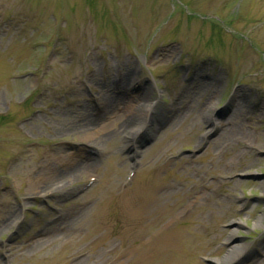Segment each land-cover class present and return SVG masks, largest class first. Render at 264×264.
I'll use <instances>...</instances> for the list:
<instances>
[{
    "label": "rangeland",
    "instance_id": "rangeland-1",
    "mask_svg": "<svg viewBox=\"0 0 264 264\" xmlns=\"http://www.w3.org/2000/svg\"><path fill=\"white\" fill-rule=\"evenodd\" d=\"M147 100L181 112L149 130ZM232 250L264 264V0H0V264Z\"/></svg>",
    "mask_w": 264,
    "mask_h": 264
},
{
    "label": "bare ground",
    "instance_id": "bare-ground-1",
    "mask_svg": "<svg viewBox=\"0 0 264 264\" xmlns=\"http://www.w3.org/2000/svg\"><path fill=\"white\" fill-rule=\"evenodd\" d=\"M118 82H121L120 83V89L121 88L124 89V88H127V87L129 88V86H130L129 82H131V81L129 79L125 78L122 81L118 80ZM147 94H148V92L145 91V98H148ZM173 108H175V107H173ZM235 108L236 109L234 110L231 119L237 117L242 112L240 107H235ZM156 109L158 110V112L156 111ZM145 110H146V113H145L146 122L145 123L146 124L149 123V125L151 127L149 130H153L152 127H155L153 124H150V123L152 121L156 120L157 117H164V118H168L169 119L170 117H172V115H176V114H179L181 112V109L177 108V109L172 110V112L168 115L167 114L168 112L165 111V109H160V107L157 106V105L149 104L148 100H147V103L144 106H142V108H140L138 110V112L141 113V112H143ZM206 111L207 110H206V107H205V110H203L202 113H206ZM151 118H152V120H151ZM138 121H139V118L136 115H134V117H132L131 120H128L127 122L122 124L120 128L118 127L120 129L119 130L120 134L121 133L122 134L126 133L127 135H129L132 138L136 139L139 134H142L145 130H148L147 128H148L149 125L146 126V124H144L141 127L136 126ZM217 122L218 121H216V123ZM219 127L223 129L221 134H220V139L221 140L225 141L226 143L230 142L231 145H233V143H235L236 145L243 146L242 140H241L242 134L241 135L239 134V132L237 130V127L234 126L231 123L230 119L225 124H223V123L219 124ZM118 128H116V130L114 131L115 134L117 133ZM210 133H206L205 134V136H204L205 139L208 138V135ZM246 136H247V134H246ZM102 140H104V139H102ZM203 142H200L198 144V148H200V146L203 144ZM89 169H90V166H86L84 169L83 168H79V169L73 171L72 173H70L67 177L66 176L60 177L54 183H52L53 181L50 182V184L47 185V186L49 188H51V187H59L61 184L66 182V179L73 180L78 174H82V171L85 170L84 173H86V172L89 171ZM153 191H154L153 192V196L154 197L151 198V199H148V201L146 200L144 206L142 207L143 211H149L150 208L153 205H156L159 202V200L161 199V197L163 196V194H162L163 193V189L162 188H155V189H153ZM48 193H50V192H48ZM235 225L239 226L238 223H235ZM243 250H246V247L243 248ZM237 260H238V255L236 256V252H234V250H232L230 252V254L224 259V261L216 263V264H232L233 262H235Z\"/></svg>",
    "mask_w": 264,
    "mask_h": 264
}]
</instances>
